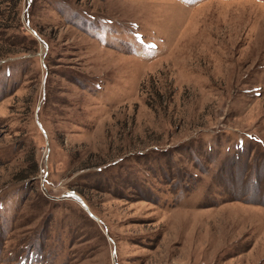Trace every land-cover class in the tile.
<instances>
[{
    "label": "rangeland",
    "instance_id": "1",
    "mask_svg": "<svg viewBox=\"0 0 264 264\" xmlns=\"http://www.w3.org/2000/svg\"><path fill=\"white\" fill-rule=\"evenodd\" d=\"M0 264H264V0H0Z\"/></svg>",
    "mask_w": 264,
    "mask_h": 264
},
{
    "label": "water",
    "instance_id": "2",
    "mask_svg": "<svg viewBox=\"0 0 264 264\" xmlns=\"http://www.w3.org/2000/svg\"><path fill=\"white\" fill-rule=\"evenodd\" d=\"M62 197L64 196H69L71 198H74L75 200H77L86 210L87 212L90 214V216H92V218L96 219V220H99V218L89 210L87 204L81 199V197L75 193V192H65V193H62L61 194Z\"/></svg>",
    "mask_w": 264,
    "mask_h": 264
}]
</instances>
